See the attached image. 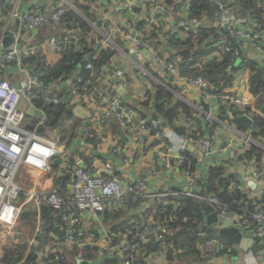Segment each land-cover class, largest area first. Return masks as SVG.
<instances>
[{"label": "built area", "instance_id": "obj_1", "mask_svg": "<svg viewBox=\"0 0 264 264\" xmlns=\"http://www.w3.org/2000/svg\"><path fill=\"white\" fill-rule=\"evenodd\" d=\"M191 1L173 0L174 4H170L168 0H118V3L124 4L128 9L136 12L137 19L133 25H130L129 29L124 30L121 41L130 47L136 58L128 54L129 52L121 50L117 44L118 39L106 38L102 42L103 49L101 50L111 49L125 56L130 55L128 59L131 60L130 63L139 74H147L146 69L140 63L143 61L154 73L166 72L175 79L179 87L198 89L204 98H208L213 94L212 86L203 79L182 74L180 65L183 58L176 55L167 58L162 56L160 49L150 46L149 35L157 34L159 40L161 38L169 43L171 37L175 35L186 41L191 36L196 39L202 30H207L209 33L215 31L214 35L218 37V41L214 45L217 51L215 57L219 61L224 59L226 54L231 55L232 61L225 70L227 74H231L233 67L241 59L257 61L261 56L264 57V0H257L253 4L251 12L248 13H241L238 0H207L211 9L209 12H203L199 17L191 15ZM77 3L87 6L88 0H53L52 8L48 11L43 7H34L20 13L12 6L9 13L5 14L4 6L8 5L0 2V230L3 233L2 237L16 239L19 230L18 225L21 222L23 224V214L26 211L34 210L35 207L37 213L40 214L41 207L46 206L58 213L56 217L62 218L67 227L65 231L69 245L77 244L83 247V240L92 239L94 235L90 230H87L84 224L81 215L83 211H88L91 215L104 216L108 212L121 208L130 200H152L156 207L162 206V213H165V209L171 205L170 200L179 201L181 197L188 196L197 199L203 205L212 206L219 217V225L239 229L248 238L263 240L264 208L257 212H251L247 209L232 212V207L220 201L215 195L207 193L197 195L195 192L199 180L197 174L190 171L183 173L188 182V191L186 192L151 194L145 180L134 179L125 174V169L129 165L127 156L122 155L121 162L118 164L109 161L101 162L94 158L89 164L84 165L81 161H74L71 157L70 148L67 147V144L61 143L59 131L46 129L44 136L39 134V129L45 124L47 118L45 112L35 106V100L43 99L47 104L66 105L73 109L81 106L92 114L88 121L90 122L95 113L87 110L90 101H84L86 100L84 98L87 97L90 100L91 94H93L94 99L91 101L100 111L95 118L97 125L108 129L114 122H119L121 128L132 133L128 136L132 137L129 140L132 139L144 147H146L147 139L166 141L169 158L173 160L172 164L180 169L187 161L185 154H190L191 146L201 147L204 153H210L221 130L223 128L229 130L232 126L229 122L220 120L218 116L202 113L207 120L218 123V125L215 124L217 126L216 132L211 137L202 138L199 136L200 126L198 118L195 116L182 115L180 118L181 123L186 127V135H179L174 130L166 129L162 119H154L153 111L147 112V107H144V103L150 99L147 101L144 97L142 103L133 106L126 96L127 94H112L109 91V82L113 81H117L125 89L130 87L126 70L112 60L111 64L105 68L110 73V80L107 79L106 86L99 84L96 86L94 82L91 84L90 90H85L82 94L76 92L70 99L61 98L57 93L52 95L56 85L59 86L64 81L46 83L43 79L45 77L44 72L38 71L32 64L25 65L24 61L39 56L40 63L45 62L47 65L39 51L43 48H49L53 50L56 57H59L67 50L71 37L65 31V34L68 35L62 41L44 42L33 46L28 45L24 35L43 27L60 26L70 12L84 18L78 10ZM90 7L92 10L95 9V5ZM157 16L170 22L171 29H167V31L162 29L163 27H160L156 19ZM94 22L95 18L91 23ZM216 36H212L213 39ZM7 37L13 38L14 43L12 46L4 48L3 41ZM242 40L254 47L257 57L254 54L253 59L247 52L243 51L240 43ZM231 41L237 42L241 48L233 50L228 44ZM113 47H115L114 50ZM144 51L149 53L150 59L146 58ZM92 59H97V55H94ZM204 63L202 62L198 67L201 68ZM263 63L260 64L264 66ZM13 67L18 69V74L23 78L17 83L18 86L6 79V74ZM86 70L91 71L94 78L97 77L92 64H88ZM236 78L237 76L235 80ZM76 79L77 75L73 81ZM78 83H81L80 79H78ZM234 83L218 99L222 108L227 109L224 116L237 112L235 117L247 116L251 119V124L245 132L232 131L233 135L238 136L249 150L251 147L259 145L253 140L252 135L256 131L254 117L264 115V91L259 90L257 94H252L250 79L243 94L238 95L233 91ZM22 85L24 86L21 87ZM161 86L163 87L160 88L173 95L175 101L184 102L183 98L179 96L177 88ZM41 91L46 92V94L40 98ZM29 108L43 113L45 119L29 117L26 114ZM28 117L38 121L37 127L33 131L27 127ZM68 131L72 133L71 127H68ZM77 131L79 132V129ZM80 137L83 142H86L89 138L88 131L84 130ZM262 149L264 150L263 147ZM58 159L61 160V164L57 167L59 168L58 174L61 173L64 177L70 178L69 193H62L59 188L51 192H40L27 184L29 181L20 180L22 168L27 167L48 174L56 168L51 165ZM225 172L226 179L230 176L235 177L228 173L227 169ZM119 174L122 178L118 177ZM56 177L59 175L56 174ZM263 177L264 169L258 170L260 182H264ZM207 179L202 182L204 183ZM227 185L234 187L235 184L230 181ZM154 224L155 222L145 224L135 239H129L125 235L124 240H116L115 235H106L105 247L102 252L107 259L103 264H109L113 260L117 264H141V262L155 264V254H149L146 249L141 251L142 245L147 247L146 243L150 241L151 233L154 232L151 226ZM159 227L156 236L159 246L163 247L168 232L163 225ZM43 234V228L39 224L35 238ZM201 237L203 242L198 246V250L203 264H264V259L258 254L244 252L237 246H234L237 255L223 256L221 263H218L220 252L223 250L221 241L217 238L210 239L204 234H201ZM32 245H36L35 240ZM62 246V243L55 242L51 248L43 251L42 259H44L43 262L40 260L41 264H66ZM51 256H54L55 259L51 260ZM76 259L78 263L86 261L80 253L76 255Z\"/></svg>", "mask_w": 264, "mask_h": 264}, {"label": "crops", "instance_id": "obj_2", "mask_svg": "<svg viewBox=\"0 0 264 264\" xmlns=\"http://www.w3.org/2000/svg\"><path fill=\"white\" fill-rule=\"evenodd\" d=\"M0 2L8 5L10 9L12 6L15 7L20 13L26 12L34 7H43L46 9V11H48L53 5V0H0ZM93 5H95V9L92 10V8H90L95 18V22L91 23L85 18H81L92 28L90 37L93 41L98 43V48L103 49L102 42L106 40V38H111L112 40L118 39V41L121 42L123 40L124 30L129 29L130 25H133L134 21L137 19L135 16L136 12L128 9L126 5L118 3V0H96ZM156 19L160 27H163L162 29H165L166 31L167 29H171V23L165 21L163 17L157 16ZM68 26L70 27V24L43 27L37 30L36 33L33 31L29 34L25 33L24 38L25 41L27 40L28 45L34 46L43 44L44 42L62 41L65 35H68L67 33L65 34L66 31L69 33L71 41L76 42L77 38L75 37L74 30L76 25H71L73 30H67L66 28ZM159 41L163 45V47H161L162 56L167 58L176 55L178 51H176L174 48H171L168 45V42L163 41L161 38ZM240 43L244 52H247L253 59L254 54L255 57H257L254 47L248 43H245L244 40H242ZM12 45L13 44H11V46ZM119 47L121 50L126 51L127 53L129 52L128 54H131V56L136 58L135 54L132 52L130 47L126 45V43L123 42V44ZM114 49L115 47H113V50ZM39 54L44 58L46 64L51 67L55 66L61 58V56L56 57L53 50L49 48L41 49ZM129 56L130 55L125 56L117 51L112 56V62L114 61V63L120 64L121 67L126 70V74L130 82V87L127 89L121 87L122 85L118 84L117 81L109 82V91L112 94H127L126 96L129 98V101L133 106H138L140 103H142V100L145 97L147 101L149 99L150 101L145 102L144 104L148 103V108H153V102L154 98H156V93L160 87H163L161 85H164L167 88L173 86L174 88H177V92L179 93V96L183 98L182 100L186 102L185 104L194 109L195 117H197L202 123L204 130L208 128L210 124L218 125V123L207 120L206 116L202 113H210L213 115L212 103L216 99L217 104L220 106L219 112L216 115H223V108L218 99L219 96L212 94L208 98H204L198 89H184L182 86L179 87L171 75L167 74L166 72L156 74L143 61L140 63L141 66L146 69L147 74H139L138 71L134 69L132 63H130L131 60L128 59ZM257 61L263 63L264 57L261 56ZM18 73V69L13 67L6 74V77L14 79L12 83H14L15 86H18L17 83L23 80L22 76ZM18 76H21L20 79H17ZM74 77L75 75H73L68 80H65L63 84L59 86L56 85L57 87L53 90V93L64 94L67 97L69 94L70 96L71 94L73 95L75 93V87L73 86ZM109 77L110 73L108 69H104L97 75L95 85L98 86L99 84L106 86L107 79L110 80ZM250 79V72L244 71L239 73L235 80L233 91L238 95L243 94ZM84 99H86L84 101H90V104L87 106V110L95 113V116H93L94 118L90 122L87 121L85 127L83 126L84 121L78 119V125L80 128L77 137L73 142H71V146L68 147V144L65 143L67 144V147L70 148L69 153L74 161H81L82 164L87 165L92 159L97 158L101 162L109 161L118 164L121 162V157H123L122 155H124L129 158V165L125 169V174L134 179L145 180L147 182L149 193L159 194L188 191V182L183 176V173L189 170H182L181 168L179 169L172 164L173 160L169 158L166 141L161 139H147V144H145L146 147H144L132 139L129 140V138L132 137L128 136L132 135V133L121 128L119 122H114V124H112L108 129L97 125L95 118L96 114L98 115L100 111L99 109H96V106L91 101L94 99L93 94H91L90 100L87 97ZM202 101L206 104V106L202 105ZM148 108H146L147 112L151 111ZM90 117H92V114H90ZM261 117H264V115L262 114ZM229 124L231 125L230 122ZM164 126L166 125L164 124ZM165 128L172 130V128L168 126ZM84 130H87L89 134V138L86 142H83L82 138L80 137ZM223 130L224 131L222 133L220 132V134H218V139L213 143V149L210 153H204L201 147L191 146L189 153L194 156L197 164L194 174L198 175V182H202L208 178L210 169L224 167L227 169L228 173L233 174L239 179V181L242 183L241 190L244 192L246 199L254 204H257L255 211H260L262 208H264V182H260L258 179V170L264 169V159L261 165H258L255 161L246 162L241 160V157H243L248 151L247 145H245V143H243L238 136L233 135L232 131L237 130L235 125H232L231 129L229 130H225V128H223ZM240 131L245 132L246 129H242ZM58 172L59 168L57 167L53 170V172L48 174L24 167L20 172V180L29 181L27 184L35 187L40 192H51L55 189L57 190L58 188L62 190L61 186L58 187L56 185V174L59 175ZM62 177L64 176L62 175ZM118 177L122 178L120 174ZM66 188L67 192L65 191L63 193L70 192L69 186ZM124 209L127 211L126 215L128 217H122L124 222L128 221V225L125 227V233L132 239L136 238L146 223H154L152 214H154L156 211V206L152 200L135 203L134 209ZM26 212L34 213L33 219L36 221V229L39 224L42 226V212H40V214L35 213L34 210ZM81 215L87 230H90V232L94 234L92 239L83 240V247H80L77 244L70 246L67 236L62 237L55 233L54 241L62 243V251L66 257V264H89L90 262H92L90 264H103L107 259L104 252H102V249L105 247L106 235H115L117 240L121 239L120 236L122 233H124V231H120V234H115L113 232V227L115 224L117 225L119 221H107L104 216L100 215L97 216L92 214L90 218L85 216L83 213ZM25 225L26 223L23 219V224L21 222L18 225L19 230L17 231L16 239L13 241H16L14 246L19 248V245H17L19 240L23 238V236L27 238L23 240L26 241L25 244H30V249L24 255L27 257L30 255L33 241H36L37 238H35L36 230L33 231L32 228H27ZM219 226L222 228H227L221 225ZM56 227H59L62 229V231H65L67 228L64 224L58 225ZM25 228L28 229V231ZM156 235L157 231L151 233L150 241H156ZM122 237V240H124L125 235ZM0 243L1 251L4 249L2 247L5 243H2L1 240ZM42 244L43 243H40V245ZM37 245L38 244L36 241V245L33 246ZM51 247L52 245H50V242L42 245V249L39 251V259L41 262H43L42 260L44 259H42V252H45L47 248ZM7 248L8 247H6V249ZM147 248L151 254H155V264H181L177 260L172 263L168 262L163 253H157L158 251L154 252L148 246ZM79 253L83 255L84 259H86V261L83 263H78V260L76 259V255ZM258 255L264 259V250L259 252ZM1 258L2 257H0V263ZM41 262H38V264H41ZM218 263H221V257L218 260Z\"/></svg>", "mask_w": 264, "mask_h": 264}, {"label": "trees", "instance_id": "obj_3", "mask_svg": "<svg viewBox=\"0 0 264 264\" xmlns=\"http://www.w3.org/2000/svg\"><path fill=\"white\" fill-rule=\"evenodd\" d=\"M170 4H174L173 0H168ZM257 0H238L240 5L241 13L251 12L253 4ZM96 0H88L87 6H82L77 3L78 10L81 12L83 17L90 22L94 21V16L92 14L90 6L95 3ZM190 13L192 16L199 17L203 12H209L211 6L207 0H192L190 5ZM5 14H8L11 10L9 6H4ZM64 25L70 24L67 30H73L71 25H76L75 37L76 42L69 40L67 50L63 53L58 63L51 67L44 63H40L39 56L26 59L24 64H33L35 68L44 72V81L54 82V81H65L71 78L73 75H77V79L73 81V86L75 87V93H83L85 90L91 89V84H94L96 78H94L91 71L86 70L88 64H92L94 72L101 73L105 68L111 64V49L101 50L98 48V43L93 41L90 37V32L92 28L77 14L70 12L65 18ZM61 24V25H62ZM215 31L209 33L207 30H202L199 36L195 39L193 36L189 39L182 40L179 39L177 35L171 37V42L168 45L174 48L176 51L189 50L191 52L190 58H183L182 64L180 65V70L182 74H188L194 78H200L205 80L210 86H212L213 95L222 96L224 91L231 87L235 81V77L244 71L250 72L252 94H257L259 90L264 91V66L258 61H253L249 59H241L240 62L236 63L233 67V72L231 74L226 73V67L231 63L232 57L230 54H226L224 59L219 60L215 57L217 51L214 45L218 41V37L214 35ZM213 34V35H212ZM221 35V34H220ZM66 36V35H65ZM212 36H216L213 39ZM62 37V35H61ZM64 37L63 39H65ZM150 46L160 49L163 47L159 41V36L157 34H150ZM62 39V40H63ZM117 44L121 46L123 43L117 41ZM228 44L233 50L240 49L241 46L235 42L231 41ZM175 51V52H176ZM94 55H97V59H92ZM204 63L200 68L199 64ZM78 79L81 83H78ZM41 97L45 95L46 92H40ZM54 95V93H52ZM59 97L64 99H70L73 95L65 96L64 94H57ZM35 106L42 109L45 114L47 121L39 129V134L44 136L46 129H51L59 131L61 143H67L68 147L71 146V142L77 137V130L80 128L78 125V118L75 116L72 107L66 105H54L47 104L43 99L35 100ZM148 108V103L144 104ZM153 111L154 119H162V122L172 128L175 132L180 135H186V127L181 123L180 118L182 115L195 116L194 109L182 101H175L173 95L163 88H159L156 93V98H154L153 108H148ZM227 109L223 107L222 114L225 115ZM232 112V111H231ZM264 112V111H263ZM198 120L200 137L206 138L211 137L215 134L217 126L215 124H210L205 130L202 127V123ZM28 129L33 131L38 124V121L28 117ZM254 125L256 131L253 133V140L259 144V146L251 147L241 160L246 162L255 161L258 165H261L264 159V117L255 116ZM68 127L72 129V135L68 137L70 131ZM187 161L183 166L182 170H189L191 173H195L197 164L193 156L186 153ZM226 172L224 168H212L209 170V175L207 181L198 182L196 187L197 195H204L207 193L209 195H215L225 204L232 207V212H239L241 209H247L251 212H255L257 204H254L246 199L244 192L241 190L242 183L238 178L230 176L225 178ZM264 178V177H263ZM57 186H61V192H67V184L70 182L69 177H57ZM233 182L234 187L228 186L229 182ZM141 200H130L121 208L108 212L104 215L107 221L119 223L113 227V232L118 234L120 231H124L120 236L127 235L125 233V227L128 225V221L124 222L122 217H127V211L124 208L134 209L135 203H139ZM170 206L165 209V213H162L163 207L157 206L154 212L153 218L155 224L151 226L154 231L159 230V226L163 225L166 227L168 234L164 240V246L158 247L157 253H163L167 258L168 262L179 261L181 264H203L201 259V254L198 250V246L203 242L201 234L206 235L210 239L217 238L221 241L223 245V250L220 252L219 257L223 256H235L237 255V250L233 245H230L223 239L217 237L214 233L208 231L205 222L204 205L200 203L197 199L193 197L183 196L179 201L170 200ZM174 202V203H173ZM169 203V204H170ZM242 204L241 207H238ZM149 214V213H148ZM58 213L51 208L44 210L42 212V228L44 231V236L37 237V246L32 245L30 255L25 257V249H22L20 254L17 255L14 246L16 241L14 239L10 240L12 242V247L7 248L5 255L1 258L0 264H38L39 251L42 249V245L49 243L53 245L55 243L53 235L55 234V227L58 225H63L62 218L56 217ZM34 213L26 212L23 214V219L26 223V227L32 228L33 231L36 230V221L33 219ZM128 218V217H127ZM147 225V223H146ZM128 229V228H127ZM199 230V231H198ZM198 231V232H197ZM120 234V233H119ZM124 234V235H123ZM77 239V238H76ZM129 239H132L129 237ZM40 243H43L40 245ZM147 250L149 254L151 252L149 249L142 245V250ZM181 253H178V252ZM25 258V260H24ZM55 257L51 256V260ZM109 264H117L116 261H111ZM141 264H146L141 262Z\"/></svg>", "mask_w": 264, "mask_h": 264}, {"label": "water", "instance_id": "obj_4", "mask_svg": "<svg viewBox=\"0 0 264 264\" xmlns=\"http://www.w3.org/2000/svg\"><path fill=\"white\" fill-rule=\"evenodd\" d=\"M37 30H34L33 32L36 33ZM11 44H13V38L11 37H7L4 41H3V47L4 48H8L9 46H11ZM146 56V58L150 59L149 57V53L147 51L143 52ZM115 54L114 51L111 52V57ZM176 56H179L181 58H190V52L189 50H185V51H179L176 53ZM240 61H238L239 63ZM21 76H18L17 79H20ZM6 79L9 82H13L14 79L10 78V77H6ZM24 85H22L21 87H23ZM203 102V101H202ZM203 106H206V104L203 102L202 104ZM219 108L220 106L217 104V100L215 99V101L212 103V112L214 116H218V118L224 122H230L232 125H235V127L237 128V130H242V129H248L250 124H251V119H249L247 116H241V117H235V115L237 114V112L235 113H229L227 116H223V115H216L219 112ZM73 112L75 114V116L79 119H81L82 121H84V127L86 126L87 121L90 120V114L89 112H87L83 107L81 106H77L73 109ZM26 114L31 117V118H35V119H45V115L33 108H29L26 111ZM224 130H221V133ZM61 164V160L58 159L57 161H55L54 163H52V167H59V165ZM60 177H62L61 173L59 174ZM64 176V175H63ZM242 204H239L238 207H241ZM48 207L46 206H42L40 209V212H43L44 210H47ZM34 212L37 213V209L36 207L34 208ZM204 213L206 216V227L208 229V231L214 233L217 237L223 239L224 241H226L227 243H229L230 245L233 246H237L239 249H241L244 252H252L254 254H258L259 252L264 250V239L263 240H254L252 238H248L246 236H244L239 229L236 228H222L219 226V217L215 211V209L210 206V205H204ZM83 214L85 216H87L88 218H90L91 214L88 211H83ZM55 233L59 236L62 237H66L67 234L65 231H62L59 227H55L54 229ZM199 231V230H198ZM197 231V232H198ZM146 245L154 252L158 251V247H159V241L158 238H156V241L152 242V241H148L146 243ZM90 248V247H87Z\"/></svg>", "mask_w": 264, "mask_h": 264}, {"label": "rangeland", "instance_id": "obj_5", "mask_svg": "<svg viewBox=\"0 0 264 264\" xmlns=\"http://www.w3.org/2000/svg\"><path fill=\"white\" fill-rule=\"evenodd\" d=\"M77 134H78V131H77ZM71 135H72V133H70L68 135V137H70ZM26 230L28 231V229H26ZM2 235H3L2 230H0V240L2 241V243H5L4 246L2 244V246H3L2 248H4V249H2L0 251V257H2L3 255H5L6 247L10 248L12 246V243L10 242V240L14 239L12 237H10V238H3ZM24 239H27V238L25 236H23V238H21L19 240V243L17 244V245H19V249L18 250H15L16 253H17V255L20 254V252H21L22 249H25L26 248L25 253L30 249V244H25L26 241H23ZM21 241H23V242H21Z\"/></svg>", "mask_w": 264, "mask_h": 264}]
</instances>
